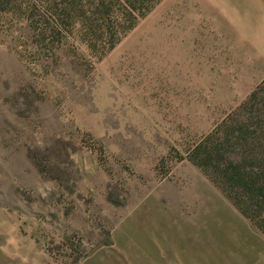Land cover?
Instances as JSON below:
<instances>
[{
    "label": "rangeland",
    "instance_id": "374dc122",
    "mask_svg": "<svg viewBox=\"0 0 264 264\" xmlns=\"http://www.w3.org/2000/svg\"><path fill=\"white\" fill-rule=\"evenodd\" d=\"M194 7L0 0V264H264L190 160L264 79L222 65ZM245 112L264 125V91Z\"/></svg>",
    "mask_w": 264,
    "mask_h": 264
},
{
    "label": "trees",
    "instance_id": "16d2710c",
    "mask_svg": "<svg viewBox=\"0 0 264 264\" xmlns=\"http://www.w3.org/2000/svg\"><path fill=\"white\" fill-rule=\"evenodd\" d=\"M261 91L264 85L204 136L192 150L190 160L264 234V125L262 121L251 122L247 115L240 116L255 105Z\"/></svg>",
    "mask_w": 264,
    "mask_h": 264
},
{
    "label": "crops",
    "instance_id": "0c3cea01",
    "mask_svg": "<svg viewBox=\"0 0 264 264\" xmlns=\"http://www.w3.org/2000/svg\"><path fill=\"white\" fill-rule=\"evenodd\" d=\"M194 4L199 19L216 21L217 30L197 33L206 48L226 47L228 56L219 58L222 65L232 73L236 70L242 84L260 83L264 79V0H194Z\"/></svg>",
    "mask_w": 264,
    "mask_h": 264
}]
</instances>
